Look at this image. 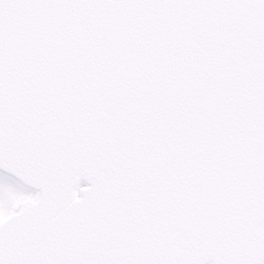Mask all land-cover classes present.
Instances as JSON below:
<instances>
[{
    "label": "snow or ice",
    "instance_id": "snow-or-ice-1",
    "mask_svg": "<svg viewBox=\"0 0 264 264\" xmlns=\"http://www.w3.org/2000/svg\"><path fill=\"white\" fill-rule=\"evenodd\" d=\"M0 264H264V0H0Z\"/></svg>",
    "mask_w": 264,
    "mask_h": 264
}]
</instances>
